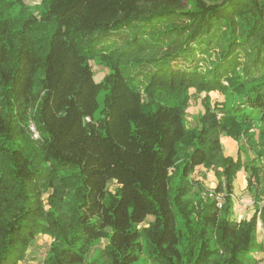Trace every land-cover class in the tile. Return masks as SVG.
<instances>
[{"label": "trees", "instance_id": "16d2710c", "mask_svg": "<svg viewBox=\"0 0 264 264\" xmlns=\"http://www.w3.org/2000/svg\"><path fill=\"white\" fill-rule=\"evenodd\" d=\"M253 127L264 140V0H0V264L45 235L40 264L264 260Z\"/></svg>", "mask_w": 264, "mask_h": 264}, {"label": "rangeland", "instance_id": "374dc122", "mask_svg": "<svg viewBox=\"0 0 264 264\" xmlns=\"http://www.w3.org/2000/svg\"><path fill=\"white\" fill-rule=\"evenodd\" d=\"M25 2L28 5H30L34 10L38 9L39 0H25ZM91 66H92V69L94 71V79L96 81H99L102 78V76L107 72L105 68L95 64L93 61H91ZM210 96H211L212 101H215V99H217V100L222 99L221 95H219L215 92L210 93ZM98 100H99V105L102 106V104H103V92L102 91L99 93ZM202 111H203V107L200 103V98H192L191 103L187 107V110H186V118H185L186 126L187 127L194 126L196 124L195 116L199 112H202ZM255 120H257L258 123L263 124V121H260L257 117H255ZM250 131L255 132L254 139H253L254 143L252 145H250L249 143H246V141H245L248 159L244 158L245 157L244 153H241V156L244 160L247 159L246 161L251 160L253 165L255 167H259L258 169L261 170V168L264 169V140L258 139V135H257L258 131H257L256 127L251 128ZM221 141L223 143L224 152L226 154L230 153L229 152L230 146H232V145L234 147L236 146L235 141H233L232 139H230L228 137L222 136ZM232 151H233L232 155H235V154H233L234 150H232ZM206 176L205 177L208 180V185L214 186V184L212 182H209L212 180L211 173H208V175L206 174ZM235 186H236V188H235L236 192L238 189L241 192V194H239V192H237V194L239 195V196L238 195L237 196L239 197L240 201H239V203L236 202V206H237V208H238V206H240V209L245 210V207H248V204H249L248 202L251 199L249 192L245 189L246 171L241 170L238 173V176H237L236 181H235ZM241 186L244 188L240 189ZM246 203H247V205L245 206ZM235 214L237 215V213H235ZM46 241H48V243L51 241L49 239V237L46 235L42 236L41 238H39L35 241V244L31 247L30 251L27 253V261L28 262H25L26 264H40L39 262H40L42 256L44 255V250L46 249V245H45ZM104 243H105V241L102 240L100 242V246L104 245ZM42 244H44L45 247ZM133 264H156V263H154L153 260L148 257V255L146 254V252L142 246L139 257Z\"/></svg>", "mask_w": 264, "mask_h": 264}, {"label": "crops", "instance_id": "0c3cea01", "mask_svg": "<svg viewBox=\"0 0 264 264\" xmlns=\"http://www.w3.org/2000/svg\"><path fill=\"white\" fill-rule=\"evenodd\" d=\"M234 146L232 145V146H230V148H229V154H232V150H234ZM236 188V187H235ZM244 187H240V189H243ZM238 189V188H237ZM237 192H239V194H241V192H240V190L238 189L237 190ZM237 192H236V190L234 191V193L235 194H237ZM238 195V194H237ZM239 196V195H238ZM249 204H248V207H245V210H242V209H240V206H238V208H237V206L235 207V213H237V216L239 215V214H241V213H243V215L245 216V217H249L250 215H251V213H252V206H251V200H249V202H248ZM247 205V203L245 204V206ZM262 236V234H259V238Z\"/></svg>", "mask_w": 264, "mask_h": 264}, {"label": "built area", "instance_id": "2783aa9c", "mask_svg": "<svg viewBox=\"0 0 264 264\" xmlns=\"http://www.w3.org/2000/svg\"><path fill=\"white\" fill-rule=\"evenodd\" d=\"M29 127H30V130L32 131V136L33 137H37V132L35 131L34 126H33L32 123L30 124ZM254 264H264V260L263 259L255 260Z\"/></svg>", "mask_w": 264, "mask_h": 264}]
</instances>
